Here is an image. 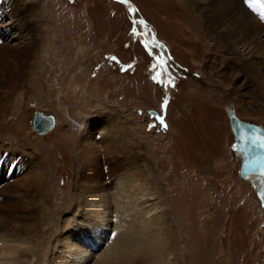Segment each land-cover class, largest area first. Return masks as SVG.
<instances>
[{"label": "rangeland", "instance_id": "obj_1", "mask_svg": "<svg viewBox=\"0 0 264 264\" xmlns=\"http://www.w3.org/2000/svg\"><path fill=\"white\" fill-rule=\"evenodd\" d=\"M3 1L7 41L35 43L39 52L36 71H31L35 82L0 87V151L6 153V139L26 137L43 168L47 159L53 162L46 185L51 202L41 199L36 211L39 232L23 227L22 221L12 226L25 243L19 264H64L60 255L65 248L58 243L71 238L69 231L81 217L96 222L94 213L102 209L111 241L91 251L87 264L98 259L110 264L116 255L112 249L104 255L106 249L123 235L124 243L141 228L160 236L168 225L174 235L171 250L151 252L143 258L145 264H264V207L257 191L239 177L241 160L233 150L227 111L232 104L242 120L264 127V49L255 46L250 53L256 65L242 47L234 51L215 41L211 43L218 49L207 50L206 42L198 44V34L192 38L186 33L182 20L188 21L192 10L197 17L191 3L204 0H190L188 6L184 0H23L38 8L31 18L34 34L9 15V0ZM237 1L264 26V0L252 8ZM157 73L159 80H154ZM169 78L173 84L165 87ZM37 111L57 120L46 135L32 127ZM110 120L115 125L108 129L121 147L113 156L97 144L102 165L84 176L80 153L85 126ZM133 155L142 163H130ZM100 166L105 183L96 192L86 191L83 182L101 174ZM16 175L22 178L25 172ZM144 192L153 197L143 198ZM157 206L162 208L151 213ZM157 216H166V223L154 229L151 222ZM164 243L160 246H168ZM35 246L38 252L31 250Z\"/></svg>", "mask_w": 264, "mask_h": 264}, {"label": "bare ground", "instance_id": "obj_2", "mask_svg": "<svg viewBox=\"0 0 264 264\" xmlns=\"http://www.w3.org/2000/svg\"><path fill=\"white\" fill-rule=\"evenodd\" d=\"M184 1H186V5L188 6V2L190 0H184ZM192 1L193 0H191V2ZM8 2L10 3L9 15L15 16L17 20L20 19L21 21H23L26 24L27 28H29L28 33L34 34L36 22H33L31 18L37 15L36 13H38V8L35 5H33V3L30 6H26V4H24L25 1L23 2V0H12V1L9 0ZM4 5H5L4 1L1 0L0 27H3L5 30L3 29L0 31V87L21 81L22 83H24L25 81H29L31 84L35 82L34 78L36 75L31 71H34L37 67V63L35 59L38 55L37 52L39 51L36 52V48H37L35 47L36 44L32 42L23 44V46H18L16 44H11L10 42L7 41V38L5 36L9 35V33L8 35L6 33L7 31L10 32V28L4 25L3 16H8L6 14V10L8 8L6 9ZM192 5L195 6L194 11L197 12V14L199 15L197 17H194L192 10L191 15H189V19H187L188 21L184 22V20H182L184 24L183 28H185V32L188 33L190 36H192V38L193 37L195 38V36L198 34L199 36L198 39L200 41H198L197 43L199 44L206 42L205 47L208 48L207 50H210L211 48L218 49L214 46V44H212L215 41L226 44L229 49H232L234 51L238 47H242L244 50L248 51L250 58L254 57L253 54L250 53L252 52L255 46H260L264 49V26L261 24L258 18L256 19L254 16L248 13L237 0H204V2L202 1L201 4L198 5H196L194 1L193 3H191V7H193ZM260 14L261 16H264V2L262 3ZM185 23H187L188 26L187 29H186L187 26L185 27ZM190 26H192L193 29H191ZM200 28L202 33L200 31ZM190 45L193 46L194 43L192 42V44L190 43ZM252 63L257 65L258 62L255 60V58H253ZM247 64L250 67L251 64H249V62H247ZM257 74L261 78V75L259 73ZM11 92H13V90H11ZM231 109H234L236 112V108L232 104H230V107L227 110L228 117L230 115ZM151 113L153 116L156 115L155 112H151ZM50 116L52 117L51 120H53L52 126L48 127L50 131L48 129H45L46 128L45 126H43L45 130L42 129L39 130V128H37L36 126L33 127V121H32V127L34 130L38 132V134L46 135L50 133L56 127L57 120L55 116L52 114H46L45 112L43 113L42 111L35 112L33 120L35 118L38 119L43 118L45 119L43 122L51 123V120L48 121L46 119V117L48 118ZM236 116L240 120H242L238 116L237 112H236ZM229 122L232 131L230 118H229ZM41 124L44 123L41 122ZM250 124H254V123H250ZM87 125L85 126V130H86L85 133L86 132L87 133L86 134L84 133V137L82 138V151L80 153L81 168L83 170L84 176L87 175L86 174L87 171L89 173L91 169L96 168V165L99 163L97 162L99 160V159L97 160V156L101 155V150L102 151L104 150L106 155L112 154L114 156L116 153V149L121 147L117 145L118 142L117 140L119 139L116 138L115 135L111 134L110 129H108V127L114 128L115 122H113L112 120H110L107 123L103 122L99 124L97 123L95 125L93 124V126H91L92 128H88ZM41 131L43 133H40ZM98 131L100 133H98ZM17 137L18 138L12 139L11 141H10L11 138L6 139L7 142L5 143V145H2L3 149L6 148L5 150H3V152L5 151L6 153L2 154V151H0V157L4 158L7 161L4 164L0 163V185H2L3 183H8L0 189V233H1L0 242L6 241V244L0 245V264H19L21 261V258L19 256V251H22L24 249L25 243L23 241L22 242L20 241L19 237L21 235L19 236V234H17V232L13 230L12 226L14 224H18L17 222L22 221L21 225L23 227L27 228L30 226L29 227L31 228L30 231L32 230L35 233H38L40 220H41L40 216L36 215L37 214L36 211L38 209V202L41 199H43L46 203L51 202V199L49 198L50 188L47 187L46 185L51 183L48 182L47 175L49 172L52 173V171L50 170L51 169L50 164L53 163L52 160L47 159L45 162L46 165L48 164V166L47 168L46 167L43 168L42 163L39 161V157L32 150L34 148L32 147V149H30L31 143H28L29 142L28 139L26 137H20V136ZM97 137L101 143L100 142L98 143V141H96ZM97 144L102 146L101 150L98 148ZM128 144L132 145V141L129 142ZM10 145H12L13 147L11 148ZM131 145L127 147H131ZM27 150L30 151L31 153L28 152ZM235 154L241 160L240 162V167H241L242 157L238 155L236 152ZM29 156H31V158ZM140 160H141L140 157L138 160L137 156L133 155L130 159V163H142L140 162ZM105 163L107 162L105 161ZM99 164L102 165V163ZM101 167L102 166H100V168ZM117 168H119V166ZM117 168L114 170L118 171ZM101 170H102L101 174L99 171H98L99 173L97 171H94L98 174H96V176L93 179H90L93 180L92 182H89L90 180L89 181L85 180L83 182L85 183L86 187L84 189L86 191L93 192L97 189L96 186L98 187L101 185L103 186V184L105 183L104 182L105 179H104L103 169L101 168ZM23 172H25V176H23L22 178L21 177L15 178V175L17 173L23 174ZM115 174L116 173L112 174V176H114ZM118 174L122 175L121 173ZM8 175L11 176L8 177ZM7 177L11 179V182L10 180H7ZM102 178L103 181H101ZM240 178L244 181L249 182L252 185V181L256 178V176H252L248 180H245L242 177ZM86 183L88 184L86 185ZM142 197L143 198L153 197V195H151L150 192H144ZM48 198H49V202H48ZM27 202H31L29 209L26 207ZM112 205L114 204L112 203ZM161 208L162 206H157L155 207V209L151 210V213L156 212ZM103 211H104L103 209L95 211L93 217L98 218L96 222H91L92 220L91 221L88 220L87 216L81 217L73 224L72 230L69 231V233H71V238L67 236L65 242L61 241V245L58 243V248H61L62 245L65 248V251H63V253L60 255L61 256L60 259H62L64 264H87V259L90 258V256L93 254V252L91 251H95V249L99 248L102 245V243L105 242L107 245V243L111 241L110 240L111 237L109 236V233L106 230L107 224L105 225L104 217H106L105 215L106 213H103ZM156 218H158L156 222H154V220L151 222L153 223L152 226L154 229L155 228L157 229L158 225L162 226L163 224L166 223L165 221L166 216H157ZM23 223H25V225ZM76 225H80V226L76 227ZM134 230L132 231V233L134 232ZM142 231L143 228H141V232L140 230L139 231L137 230V232H134L132 234L133 236L127 237L128 240L126 241V243L122 242L120 239L124 235L122 237H120L121 236L120 235L119 236L120 238L116 237L119 239L117 240L118 242L116 241L117 243L116 242H114V244L112 243L111 247H108L109 248L108 250L106 249L107 254H104L106 256L109 255L108 251L111 249H112V253H115L114 255H116V257L113 256L114 257L113 258L111 256L113 259L110 258L111 260L110 264H128L129 261L131 262L136 261V263L138 264H142V263L145 264L146 261L144 263L143 258L145 256H148L151 252H158L164 250L169 251V249L171 250L170 246L173 245L174 235L170 225H168L167 229H165L162 233H160V236H157L158 235L157 234L156 236L154 235L153 237H151L149 231L147 232L146 230L147 233ZM113 233H111V235H114ZM8 238L10 239L16 238L18 239V241H12V239L9 240ZM64 238L65 235L63 234V240ZM68 240L69 242H71V244L68 243ZM10 241L14 243H9ZM164 242L168 244V246H160ZM30 247L32 246L29 245V248ZM12 249H15V252ZM38 249L40 248L38 247L36 248L35 246L31 250L38 252ZM9 250H11V252ZM7 253L9 254L7 255ZM98 260L99 261H97V264L109 263L108 259L102 261H100V259ZM43 261L44 260H41L39 264H43Z\"/></svg>", "mask_w": 264, "mask_h": 264}, {"label": "water", "instance_id": "obj_3", "mask_svg": "<svg viewBox=\"0 0 264 264\" xmlns=\"http://www.w3.org/2000/svg\"><path fill=\"white\" fill-rule=\"evenodd\" d=\"M157 115H155L156 117ZM232 131L234 133V151L242 157V164L239 169V175L245 180L250 179L252 176H256V178L252 181L253 188L258 192L262 206L264 207V148L259 146L260 141H257L256 144H252L250 140L245 138L244 140L240 139L241 131H243L245 137L250 134H256L260 137H264V128L261 125L250 124L248 122H244L240 120L236 116V112L234 109H231L229 115ZM48 121L52 119V117H46ZM45 119L43 118H35L33 121V127L36 126L39 130H49V126H52L53 120L50 122H43ZM44 124H41V122ZM45 126L46 128L44 129ZM51 128V127H50ZM47 131V130H46ZM50 131V130H49ZM40 133H43L42 131Z\"/></svg>", "mask_w": 264, "mask_h": 264}, {"label": "snow or ice", "instance_id": "obj_4", "mask_svg": "<svg viewBox=\"0 0 264 264\" xmlns=\"http://www.w3.org/2000/svg\"><path fill=\"white\" fill-rule=\"evenodd\" d=\"M122 2H126V0H122ZM245 3L248 4V6L250 8L254 7V5L256 4H260L261 3V0H245ZM113 59H115V57H113ZM158 63H160V61L158 60ZM153 67H156V65H153ZM165 71H167V69H165ZM161 73H157L155 76H153L152 78L154 80H159V77H160ZM165 83V87H167L168 85L170 84H173L172 82V79L169 78ZM174 86V85H173ZM166 106V101H165V105ZM157 121H160L161 123L163 122V117L161 116H156L155 117ZM166 127V125H164ZM245 138H247L248 140L251 141L252 144H256L257 141H260V144L259 146L261 148H264V137H260L259 135H256V134H250L248 135L247 137H245L243 131H241V136H240V139L241 140H244ZM235 147V146H234ZM262 175H264V172H262Z\"/></svg>", "mask_w": 264, "mask_h": 264}]
</instances>
